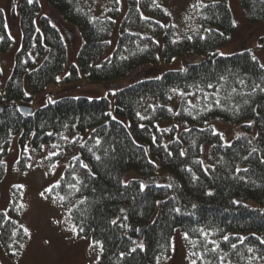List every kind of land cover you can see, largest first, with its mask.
<instances>
[{
  "label": "trees",
  "instance_id": "16d2710c",
  "mask_svg": "<svg viewBox=\"0 0 264 264\" xmlns=\"http://www.w3.org/2000/svg\"><path fill=\"white\" fill-rule=\"evenodd\" d=\"M17 1L21 46L3 87L0 64V181L16 137L24 172L33 151L63 160L64 137L75 135L79 159L50 195L70 210L77 237L100 250L97 264H160L179 233L195 264H264V67L250 50L219 54L238 30L229 0H206L182 26L170 20L169 0ZM42 1L82 38L68 73L67 42ZM240 4L250 25L264 22V0ZM13 45L0 9V53ZM259 45L264 51V36ZM178 57L182 69L126 86L114 102L66 96L20 112L61 79L110 84ZM214 121L243 132L226 142ZM14 191L0 213V255L13 260L29 241Z\"/></svg>",
  "mask_w": 264,
  "mask_h": 264
},
{
  "label": "rangeland",
  "instance_id": "374dc122",
  "mask_svg": "<svg viewBox=\"0 0 264 264\" xmlns=\"http://www.w3.org/2000/svg\"><path fill=\"white\" fill-rule=\"evenodd\" d=\"M205 1L169 0L167 12L170 20L179 26L193 21L200 4ZM42 4L43 14L52 19L67 42L69 59L66 73H68L70 67L77 64V56L83 44L82 38L75 26L64 21L57 12L43 1ZM229 4L238 30L231 37L229 44L219 51V54L230 55L250 50L254 57L264 65V51L259 45V39L264 36V22L256 26L250 25L245 18L240 0H229ZM17 6V0H0V9H3L7 15L9 30L14 39L12 50L6 54L0 53L3 74L2 87L10 79L15 55L21 46L22 33L17 16ZM99 6L102 7L103 3H100ZM184 64L185 60L180 57L170 62L161 59L155 66L141 68L126 79L110 84H94L87 77H82L76 83H67L61 79L59 83L49 86L44 93L36 97L30 107L36 110L66 96L91 99L110 98L114 102L115 94L120 89L142 79L155 78L167 71L182 69ZM211 124L221 133L226 142L243 132L241 128L224 122L214 121ZM67 138L68 147L65 150L63 160L53 161V155L46 159L45 157L52 153L49 148L38 154L33 151L29 153L31 157L29 165L31 167L28 166L24 172L17 169V162L20 159L18 137L13 141L5 159L7 173L0 181V213L9 210L15 197L14 190L18 189L20 205H24L23 208L20 207L21 213L18 222L29 229L31 236L26 247L15 260L1 254V264H97L100 250L93 245L91 239L82 240L77 237L76 228L70 217V210L60 207L50 194H48V200L42 199L39 195L45 187H51L60 181L69 161L78 153L71 146L76 136L68 135ZM14 185H23V188H15ZM53 200L55 203L52 202ZM54 221H59V223H54ZM73 228H75V233L72 231ZM160 264H192L181 233L175 238L172 255L163 259Z\"/></svg>",
  "mask_w": 264,
  "mask_h": 264
},
{
  "label": "snow or ice",
  "instance_id": "6c2138e0",
  "mask_svg": "<svg viewBox=\"0 0 264 264\" xmlns=\"http://www.w3.org/2000/svg\"><path fill=\"white\" fill-rule=\"evenodd\" d=\"M29 2H32V0H29ZM145 19H147V18L145 17ZM189 39H191V37H189ZM261 67H264V65H261ZM57 79H59V77H58ZM208 87H212V85L209 84ZM257 87H259V86L257 85ZM138 115H139V113H138ZM143 118H144V117H141V119H143ZM49 135H51V133H49ZM64 139H68V138H67V137H64ZM97 143L99 144V141H97ZM41 147H43V146H41ZM53 147H56V146L53 145ZM52 155H58V153H56V152H52V153L49 154V156H47V157H45V158L48 159V158H50ZM181 155H183V153H181ZM73 159H77V160H78L79 158L74 156ZM96 159H100V157L97 156ZM0 163H2V162H0ZM54 166H55V165H54ZM29 167H31V165H29ZM81 167H83V168H87L88 166H87L86 164H82ZM45 175H47V173H45ZM74 179H75V177H74ZM13 187H15V188H23V185H14ZM57 187H60L59 182H57L55 185H52L51 187H45V188L43 189V191H41V192L39 193L40 197H41L42 199H44V200H48V199H49V195H48V194L52 193L53 190H54V188H57ZM70 187L75 188V184L70 185ZM142 187H143V186H142ZM209 194H210V193H209ZM60 199L63 200L64 197H60ZM52 202L55 203L54 200H53ZM234 203H235V202H234ZM19 207L23 208L24 205H20ZM54 223H59V221H54ZM112 223L115 224L116 221L113 220ZM20 227L23 229V232H24L25 235H27V236H29V237L31 236V233H30V231H29L28 228L24 227L23 225H20ZM80 230L83 231L82 228H81ZM72 231H73V233H75V228H73ZM12 235L15 236L16 233L13 232ZM185 238L187 239V234H185ZM224 239L227 240L228 237L225 236ZM45 242L47 243V241H45ZM95 243H96L97 245L100 244L99 241H97V242H95ZM261 243H264V241H261ZM19 247H20V248H23V247H25V245L20 244ZM137 247L143 249V245H142V244H138ZM232 247L235 248V245L233 244ZM131 251H133V252L136 251V248L131 249ZM212 251H215V249H212ZM249 251H251V249H249ZM222 260H223V257H221V261H222ZM192 264H195V261H193Z\"/></svg>",
  "mask_w": 264,
  "mask_h": 264
},
{
  "label": "water",
  "instance_id": "95a60500",
  "mask_svg": "<svg viewBox=\"0 0 264 264\" xmlns=\"http://www.w3.org/2000/svg\"><path fill=\"white\" fill-rule=\"evenodd\" d=\"M2 111H3V108L0 106V114L2 113ZM33 111L34 110L28 106L20 107V112L25 115H30ZM143 231L144 230H142L141 236L143 235Z\"/></svg>",
  "mask_w": 264,
  "mask_h": 264
}]
</instances>
